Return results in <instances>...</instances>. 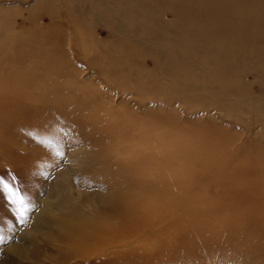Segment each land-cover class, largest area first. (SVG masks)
<instances>
[{"label": "rangeland", "instance_id": "374dc122", "mask_svg": "<svg viewBox=\"0 0 264 264\" xmlns=\"http://www.w3.org/2000/svg\"><path fill=\"white\" fill-rule=\"evenodd\" d=\"M0 179V264H264V0H0Z\"/></svg>", "mask_w": 264, "mask_h": 264}, {"label": "snow or ice", "instance_id": "6c2138e0", "mask_svg": "<svg viewBox=\"0 0 264 264\" xmlns=\"http://www.w3.org/2000/svg\"><path fill=\"white\" fill-rule=\"evenodd\" d=\"M44 143L48 146H51V141H44ZM58 155H62V153H57ZM0 185L3 186V189L8 194V199L11 203L17 205V214L18 218L23 222V216L27 212V205L25 203V198L21 196L17 191L12 189L7 183H4L2 179H0Z\"/></svg>", "mask_w": 264, "mask_h": 264}]
</instances>
